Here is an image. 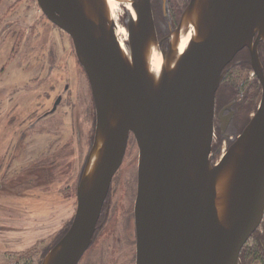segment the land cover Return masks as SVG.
<instances>
[{
  "label": "water",
  "instance_id": "obj_1",
  "mask_svg": "<svg viewBox=\"0 0 264 264\" xmlns=\"http://www.w3.org/2000/svg\"><path fill=\"white\" fill-rule=\"evenodd\" d=\"M129 1L137 14L127 15L128 41L121 43L107 0H38L71 35L96 105L74 219L42 264H78L131 133L139 146L136 264H238L264 215V0H190L168 48L160 44L152 0ZM193 16L191 41L177 55ZM245 46L262 99L213 162L216 91ZM153 56L161 60L156 70Z\"/></svg>",
  "mask_w": 264,
  "mask_h": 264
},
{
  "label": "rangeland",
  "instance_id": "obj_2",
  "mask_svg": "<svg viewBox=\"0 0 264 264\" xmlns=\"http://www.w3.org/2000/svg\"><path fill=\"white\" fill-rule=\"evenodd\" d=\"M187 1L170 0L171 16L176 18ZM155 5V16L162 25V0H154ZM119 19L124 26L127 15ZM247 66L244 75L235 68L229 80L236 87L246 80L245 92L257 79L252 66ZM78 94L71 111L69 102L73 104ZM260 96L261 92L257 97L250 93L238 103L229 133L239 134L258 109ZM95 131L92 87L69 32L49 20L38 0H0V264L5 256L8 264H39L70 225L77 207L76 185ZM221 135L219 123L214 137L223 147L217 160L231 140ZM138 163L139 146L131 134L110 191L113 214L87 251L92 261L131 264L135 259L136 244L108 237L106 232L114 229L124 210L135 202ZM2 224L11 226L8 240L4 236L8 228ZM7 248L11 255L4 256Z\"/></svg>",
  "mask_w": 264,
  "mask_h": 264
},
{
  "label": "flooded vegetation",
  "instance_id": "obj_3",
  "mask_svg": "<svg viewBox=\"0 0 264 264\" xmlns=\"http://www.w3.org/2000/svg\"><path fill=\"white\" fill-rule=\"evenodd\" d=\"M169 1L170 0H162L161 12L163 13V17L165 18V23L160 25V23L157 21V18L155 16V8L154 7H156V5L154 6V0H152V8H153V13H154V20H155V25L157 28L158 38L160 40L161 46H163L165 48H168L170 45L168 35L177 28V26L181 20L182 14H183V12H184L185 8L187 7L190 0H188L186 3H184V5L180 8V11L176 14V18L174 16H171L172 15V13H170L171 9L169 10V7H168ZM123 22H125L124 18H123ZM256 37L257 36H255V38ZM244 51H245V56L241 55V53ZM258 51H259V56L261 59V63L263 65V70H264V41L263 40H260L258 43ZM247 64L248 65L250 64L252 66L253 72L257 76V79H258V80L256 79V84H254V82L249 83L251 86V90L255 89V90H253V92H250L251 91L250 89L246 92L244 91V85H246L245 84L246 80H243V82L237 87L234 86L233 84H231V82H229V80L231 79V76H233L234 72L237 69H238V72H243V75H244V72H245V70H247V67H248ZM235 68H236V70L234 71ZM259 82L261 84V88H260ZM255 87L259 88L260 90L256 89ZM69 89H70V86L67 85L66 90H68V91H66V92H69ZM259 92H261L260 99H262L263 85H262L261 79L259 78V76L257 75V73L253 67L251 50L248 46H245L244 48L239 50L235 54L233 59L224 67L223 78L219 84L217 91H216V104H215V114H214V131H217V125L219 123H221V133H222L221 137L223 139L227 138V137L231 139L229 141L228 146L243 131L245 126L249 123L253 114L257 111V109H256L251 114L247 123L243 125L241 131L235 137L234 133H229V126H230V122H231L232 118L236 114V109H237L236 107H238V105H239L238 103H240L242 100H245L250 95V93L251 94L254 93V95L257 97ZM239 95H241V97L237 98V96H239ZM78 97H79V94L77 96V100L73 101V104L71 101L69 102V104L71 105V107H70L71 111L74 109L75 103L78 101ZM259 104H260V102H259ZM259 104H258V106H259ZM223 126H224V129H222ZM131 134H133V133H131ZM21 135H23V132L21 133ZM222 147L223 146L220 144V142L217 141V138L214 137L213 143H212V148H211V154H212V161L213 162H215L217 160V156L221 152ZM83 170H84V168H83ZM83 170L81 172V175L83 173ZM81 175L79 176L77 185L79 183ZM114 177H115V175L112 178L109 192H108L107 197L104 201L102 211H101L99 220L97 222L95 232L93 234V240H92L91 244L89 245V247L87 248V250L83 253V256L79 260L78 264H104L103 261H97L94 258H93V261L90 260L91 257L89 255H91V253L89 255H87V253H88L87 251L89 250L92 243H94L96 240H98L99 235L106 229V224L109 221V218L113 214L111 212L113 198H112V195H110L111 194L110 191H111V187H112ZM77 185H76V189H77ZM137 189H138V182H137ZM76 196H77V191H76ZM136 196H137V193H136ZM135 202H136V198H135ZM135 202L133 201L132 206L131 207L128 206L126 208V210H124V212L120 216V220L117 222L114 229L113 230H109L110 228L108 229L109 232H106V234L109 235L108 237H114V238L116 237L122 241L126 240V241L130 242L131 245L136 244L137 231H136V222H135ZM76 209H77V207H76ZM74 216H75V214H74ZM74 216H73V219H74ZM73 219L71 220L70 225H71ZM2 225L5 226L4 224H2ZM70 225L67 227V229L63 233H60V235L58 234L59 235L58 239L55 240V242L49 247V249L43 255L39 264L43 263V260L46 256V254L62 238V236L66 233V231L68 230ZM5 227H7L8 230L5 231L4 236H5L6 240H8V238H10L8 236V234L10 232H8V231L10 230L9 228H11V226H5ZM116 234H118V235L115 236ZM10 253H11L10 248H7L5 250V252L3 253V255L4 256L5 255H11ZM118 253H119V255L121 254L120 252H118ZM135 255H136V253H135ZM85 256H86V258H85ZM134 258L135 259L133 260V263H131V264H134V263L136 264V256H134ZM8 259H9V257L5 256L2 264H8V261H9ZM23 264H27V263L23 262ZM238 264H264V215H263V218H262L259 226L255 229V231L251 234V236L247 239V241L242 246V248L240 250Z\"/></svg>",
  "mask_w": 264,
  "mask_h": 264
},
{
  "label": "bare ground",
  "instance_id": "obj_4",
  "mask_svg": "<svg viewBox=\"0 0 264 264\" xmlns=\"http://www.w3.org/2000/svg\"><path fill=\"white\" fill-rule=\"evenodd\" d=\"M107 4L109 6V9L115 19V24H116V28H117V35L121 41V43H124V39L123 38H128V30H127V26L124 24L120 23V19L119 16L121 14H125L128 15L129 12H133L134 15L137 14L135 7L132 5V3L129 0H107ZM121 22L123 23V17ZM195 22H196V18L195 16H193V18L191 19L189 26H188V30L185 32L184 34V38L180 44V46L178 47L176 53L177 55L179 53H181L183 51V49L190 43L191 41V37L193 34V29L195 26ZM157 57V56H156ZM160 58L154 60V56L153 59L151 60L152 62V66L153 69H158L159 65H160ZM15 88H12V90H14Z\"/></svg>",
  "mask_w": 264,
  "mask_h": 264
}]
</instances>
